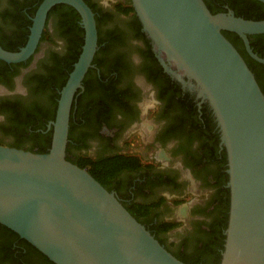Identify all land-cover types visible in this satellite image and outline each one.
Masks as SVG:
<instances>
[{"label":"flooded vegetation","instance_id":"af4514ba","mask_svg":"<svg viewBox=\"0 0 264 264\" xmlns=\"http://www.w3.org/2000/svg\"><path fill=\"white\" fill-rule=\"evenodd\" d=\"M203 1L217 5L216 14L233 12L223 0ZM88 3L95 20H100L96 21L100 44L74 98L79 120L70 138L68 133L66 158L70 162L82 156L128 158L110 191L125 208L137 204L143 208L147 216L141 224L153 236L162 225L175 224L156 239L175 257L192 258L196 249L215 240L211 228L224 235L228 223L227 153L213 109L198 97L196 82L180 74L157 47L136 12L125 14L120 9L130 7L131 0ZM34 6L33 0H0L1 45H13L17 51L25 46ZM60 13L47 16L39 43L26 60H0L1 146L13 147L7 130L13 126V107L37 102L44 106L48 90L60 93L55 86L46 87L56 58L66 53ZM235 36L231 42L247 65L264 77V64L251 57L243 40ZM247 39L252 52L264 58V33ZM256 50L263 51L262 56ZM51 122L37 131L46 133ZM29 146L21 149L37 152ZM22 240L0 230V264H41L36 248ZM8 245L9 250L4 248ZM214 251L221 256L223 250L217 246ZM9 252L8 261L2 263Z\"/></svg>","mask_w":264,"mask_h":264},{"label":"water","instance_id":"95a60500","mask_svg":"<svg viewBox=\"0 0 264 264\" xmlns=\"http://www.w3.org/2000/svg\"><path fill=\"white\" fill-rule=\"evenodd\" d=\"M264 4V0H257ZM143 29L208 100L227 153L230 204L218 264H264V94L223 31L264 33V20L212 14L203 0H131ZM72 7L84 30L80 55L59 93L51 147L39 154L0 145V224L54 264H186L130 214L117 196L66 159L71 108L98 49L95 14L84 0H42L28 41L0 60L18 63L37 47L50 10Z\"/></svg>","mask_w":264,"mask_h":264},{"label":"trees","instance_id":"16d2710c","mask_svg":"<svg viewBox=\"0 0 264 264\" xmlns=\"http://www.w3.org/2000/svg\"><path fill=\"white\" fill-rule=\"evenodd\" d=\"M41 1L42 0H33L35 6L32 9V11L29 10L31 18L34 16L36 9L41 3ZM84 1L92 9L91 5H89L88 3V0H84ZM223 1L230 6L231 10H233L236 17H241L243 19L253 20V21L264 20V6L261 5L259 2H257L256 0H223ZM206 5L212 14H216L217 11L220 9L217 5L210 4V2L209 4L206 3ZM120 9L125 14L135 12L132 4L128 8H123V6H121ZM60 11L63 12L60 13ZM54 12L60 13L58 14L59 25L61 29L63 28V34L65 35L67 41L66 43L67 47L64 56L62 58L59 57L56 58L53 75L49 76L50 78L46 87L52 88V86H55V88H57L58 91H61V89L63 88V86L67 81L69 73L72 71L74 63L77 61L80 55L81 47L83 45V39H84V30L79 23L80 22L79 14L72 7L63 4L56 5L51 9L48 16L53 14ZM96 21L98 24L100 23L99 19H96ZM222 33L230 42L232 38L236 37L235 36L236 34L231 32L223 31ZM99 44H100V40L98 41V45ZM0 46L4 50L9 52H17L18 50L13 45L4 47L3 45L0 44ZM256 52L260 56H262L263 54V51L256 50ZM94 60L96 61V58H94ZM251 71L253 72L255 79L258 82L259 87L264 94V77H262L263 74L254 72L253 70ZM45 94L47 95L46 98L44 99L45 101L46 99L48 101L44 106L40 105V103L37 102L34 104L32 103L29 106H26V108H22V106L17 107L18 105L15 106L17 108L13 107L14 108L12 110L13 116L11 118L13 126L10 130L9 129L7 130L13 138L14 148L21 149V147H24L28 144L30 145L29 149L32 150V148L35 147L38 149L36 153L44 154L49 151L51 147L52 128H50V130L47 131L46 133H42L37 130L39 129L44 130L45 122L49 119H51L52 121L54 120L56 108H57V102L59 99V93H55V89H52V91L48 90L47 93ZM78 115H79V107L77 108V104L74 99L70 114L69 138L72 136V133L76 128L77 125L76 120H79ZM128 161H129L128 158L121 155H115L112 157H101L96 160L82 156V157H78L72 163L77 165L79 168L86 170L96 181H98L104 188L110 191L113 188L115 178L125 167H127L126 165ZM227 195L228 198L226 204L227 206H229L228 203H230V198H229L230 194L228 189H227ZM126 209L140 223H142L145 217L147 216V213L143 211V208H141L139 204L134 206V208H126ZM227 211H229L228 207H226V213ZM226 224L227 221L224 224V228H226ZM174 226L175 224L172 223H167L162 225V227L159 230H157V233L154 235V237L158 238V235L160 236L165 235L166 232L171 228H173ZM211 229H212L211 235L212 236L216 235L214 241L209 242L207 245L206 244L203 245L202 248L196 249V253L192 258H186V257H182L181 259H179L178 257L177 258L186 264H218L221 260V256L218 253H215V251L213 253V248L219 246L223 250V243L225 236L219 233V231L215 232L213 228ZM0 230L6 232L10 236L12 234L15 237H17V235L14 232H12L7 227L1 224H0ZM21 243H24L28 247H32L35 250V248L25 240H22ZM4 248L9 250L10 246L8 245V247L6 246ZM35 252L37 253L36 255L39 257L41 264H54L51 261H49L46 256L42 255L37 249L35 250ZM9 254L10 252L6 255L5 258H2L3 260L2 263L8 261Z\"/></svg>","mask_w":264,"mask_h":264}]
</instances>
